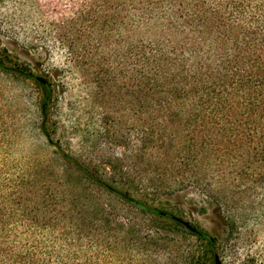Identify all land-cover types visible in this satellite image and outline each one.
<instances>
[{
	"label": "trees",
	"instance_id": "16d2710c",
	"mask_svg": "<svg viewBox=\"0 0 264 264\" xmlns=\"http://www.w3.org/2000/svg\"><path fill=\"white\" fill-rule=\"evenodd\" d=\"M104 1L109 37L117 38V51L109 54L117 52L133 84L127 92L136 98L137 127L145 129L137 141L180 148L185 174L171 184L169 170L161 168L158 175L137 176L134 185L93 177L73 159H61L77 183L82 173L106 197L85 196L76 186L54 206L43 201L26 211L0 195V264H215L216 238L186 230L156 203L162 194L191 188L222 202L245 170L264 169V0ZM15 66L36 80L28 67ZM45 81H37L45 96L42 132L52 97ZM236 159L249 163L238 172L229 163ZM234 166L229 185L224 178L233 177ZM157 220L159 227L150 229ZM167 222L205 244L183 249L185 239Z\"/></svg>",
	"mask_w": 264,
	"mask_h": 264
},
{
	"label": "rangeland",
	"instance_id": "374dc122",
	"mask_svg": "<svg viewBox=\"0 0 264 264\" xmlns=\"http://www.w3.org/2000/svg\"><path fill=\"white\" fill-rule=\"evenodd\" d=\"M109 30L104 0H0V195L13 208H41L43 201L54 206L73 187L85 196L106 197L82 173L77 183L61 159H73L93 177L124 178L134 185L137 176L158 175L161 168L169 170L171 184L185 174L180 148L164 150L158 149L160 143L152 148L137 141L145 129L137 127L136 98L127 92L134 91L133 84L117 52L109 54L117 51V38H110ZM16 64L51 84L44 132L42 88L19 73ZM229 163L239 172L249 161ZM230 176L224 178L229 185L235 172ZM262 177L264 169L245 170L222 202L191 188L162 194L156 205L216 238L221 264H264ZM159 225L157 220L149 228ZM166 226L185 239L183 249L205 244L185 229Z\"/></svg>",
	"mask_w": 264,
	"mask_h": 264
},
{
	"label": "water",
	"instance_id": "95a60500",
	"mask_svg": "<svg viewBox=\"0 0 264 264\" xmlns=\"http://www.w3.org/2000/svg\"><path fill=\"white\" fill-rule=\"evenodd\" d=\"M36 80L42 85L46 84L45 79H43L41 77H37ZM175 221H177L178 223L183 225V227H185L186 230L193 232V233H196V230L189 223H187L181 219H178V218H175ZM215 264H221L218 256H215Z\"/></svg>",
	"mask_w": 264,
	"mask_h": 264
}]
</instances>
